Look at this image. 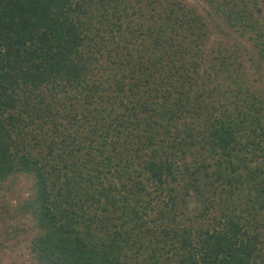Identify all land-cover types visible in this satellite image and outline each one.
<instances>
[{
    "label": "trees",
    "instance_id": "obj_1",
    "mask_svg": "<svg viewBox=\"0 0 264 264\" xmlns=\"http://www.w3.org/2000/svg\"><path fill=\"white\" fill-rule=\"evenodd\" d=\"M203 1L0 0V188L31 177L40 264H264V9Z\"/></svg>",
    "mask_w": 264,
    "mask_h": 264
},
{
    "label": "rangeland",
    "instance_id": "obj_2",
    "mask_svg": "<svg viewBox=\"0 0 264 264\" xmlns=\"http://www.w3.org/2000/svg\"><path fill=\"white\" fill-rule=\"evenodd\" d=\"M191 5L204 9L203 0H186ZM231 38L227 44L232 43ZM242 44L248 45L247 41ZM245 70L251 77L256 76L255 66L244 56ZM31 177L20 174L7 181L0 188V264H40L31 251V239L37 226L30 214L22 212L20 205L32 194ZM195 202L189 200L188 207L193 210Z\"/></svg>",
    "mask_w": 264,
    "mask_h": 264
},
{
    "label": "flooded vegetation",
    "instance_id": "obj_3",
    "mask_svg": "<svg viewBox=\"0 0 264 264\" xmlns=\"http://www.w3.org/2000/svg\"><path fill=\"white\" fill-rule=\"evenodd\" d=\"M260 2H261V5H262V7L264 9V0H260Z\"/></svg>",
    "mask_w": 264,
    "mask_h": 264
}]
</instances>
